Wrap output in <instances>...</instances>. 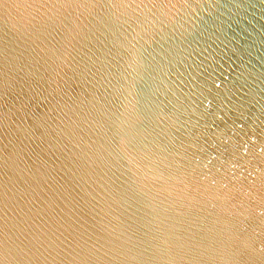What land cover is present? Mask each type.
Listing matches in <instances>:
<instances>
[{
  "label": "water",
  "instance_id": "obj_1",
  "mask_svg": "<svg viewBox=\"0 0 264 264\" xmlns=\"http://www.w3.org/2000/svg\"><path fill=\"white\" fill-rule=\"evenodd\" d=\"M0 264H264V0H0Z\"/></svg>",
  "mask_w": 264,
  "mask_h": 264
}]
</instances>
